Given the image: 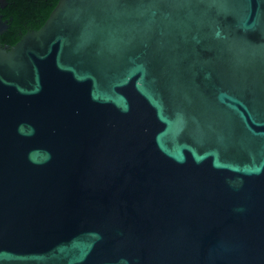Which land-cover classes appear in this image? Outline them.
I'll list each match as a JSON object with an SVG mask.
<instances>
[{
  "label": "water",
  "instance_id": "1",
  "mask_svg": "<svg viewBox=\"0 0 264 264\" xmlns=\"http://www.w3.org/2000/svg\"><path fill=\"white\" fill-rule=\"evenodd\" d=\"M0 264H264V0H58L0 41Z\"/></svg>",
  "mask_w": 264,
  "mask_h": 264
},
{
  "label": "trees",
  "instance_id": "2",
  "mask_svg": "<svg viewBox=\"0 0 264 264\" xmlns=\"http://www.w3.org/2000/svg\"><path fill=\"white\" fill-rule=\"evenodd\" d=\"M58 0H5L0 6L3 19L9 26L1 33V43L13 44L23 33L39 28L48 18Z\"/></svg>",
  "mask_w": 264,
  "mask_h": 264
}]
</instances>
